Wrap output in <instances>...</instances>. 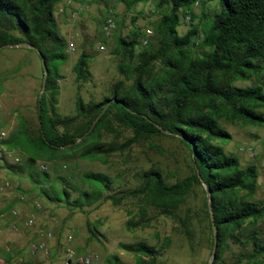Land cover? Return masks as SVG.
Masks as SVG:
<instances>
[{
	"label": "trees",
	"instance_id": "16d2710c",
	"mask_svg": "<svg viewBox=\"0 0 264 264\" xmlns=\"http://www.w3.org/2000/svg\"><path fill=\"white\" fill-rule=\"evenodd\" d=\"M61 1L0 0V48L27 45L40 51L46 65L44 70L42 64L45 89L37 97L38 128L32 130L22 122L19 132L5 140L10 149L11 145H23L29 157L24 165L6 161L3 167L15 174H27L38 184L39 193L51 201L83 209L101 199L104 189H111L112 179L105 173L86 172L84 179L99 188L80 191L72 199L69 191L62 189V200L41 185L34 155L79 146L81 157L107 162L109 155L123 152L141 139L175 137L189 151L191 175L170 184L159 170L151 168L142 172L139 187L105 197L119 205L126 198L139 196L145 201L143 214L152 206L174 217L186 196L200 186L212 245L210 264H229L224 253L232 245L239 250L231 264H264V236L257 227L264 216V200H253L257 167L242 166L239 158L219 143L231 139L220 123L222 118L264 126V0H157L160 18L152 25L154 40L150 38L137 51L146 32L136 24L127 35L117 36L119 72L128 77L119 79L112 94L99 102H85L77 94L74 116H63L56 108L57 79L62 77L60 67L68 60L66 40L55 15ZM119 1L132 8L146 0ZM209 3H215L214 11L208 8ZM196 4L202 6L199 15L194 13ZM187 16H191V26L179 34ZM132 21L136 22L134 18ZM90 55L83 51L73 66L79 85L91 78ZM255 75L260 84L235 85ZM111 121L132 130L130 144L90 141L98 129L108 130ZM134 222L129 220L127 227ZM186 234L190 235L187 229ZM170 244V238L165 237L160 246L139 241L121 243L120 248L136 255L135 264H157ZM105 264L124 263L111 255Z\"/></svg>",
	"mask_w": 264,
	"mask_h": 264
},
{
	"label": "rangeland",
	"instance_id": "374dc122",
	"mask_svg": "<svg viewBox=\"0 0 264 264\" xmlns=\"http://www.w3.org/2000/svg\"><path fill=\"white\" fill-rule=\"evenodd\" d=\"M65 1L58 3L55 10L68 54V60L60 67L62 77L57 79L59 93L56 108L63 116H74L77 94L85 102H99L112 94V87L119 79L128 77L129 74L122 75L119 72L121 57L115 52L118 34L127 35L134 24L144 32L147 28L153 29L152 25L160 15L156 8L157 0H146L132 8H127L119 0H93L79 10V16L73 20L59 10ZM75 1L76 5L81 3V0ZM208 8L214 11L215 3H209ZM201 10V4L194 7L196 15ZM106 11L113 13L117 27L114 34L105 39L100 26ZM133 18L136 22L132 21ZM190 23L191 16L183 18L178 28L179 34H185ZM151 38L154 40L155 33ZM71 42L74 43V50L70 48ZM102 45L104 49H101ZM143 46L140 44L137 51L142 50ZM193 49L197 50V47ZM83 51L91 54V78L79 85L73 66ZM42 77V62L38 52L24 44L0 48V128H6L8 138L19 132L22 122L32 130L38 128L37 97L42 90ZM131 80L128 78L126 81L130 83ZM258 81L255 75L249 80L236 81L235 85L247 87L260 84ZM220 123L230 132L231 139L219 143L227 153L237 156L242 166L256 165L258 186L253 200H264V126L244 124L242 121L230 122L225 118ZM109 125L111 127L108 130L98 129L90 141L112 145L131 143V129L116 121H111ZM247 148L251 153L246 151ZM11 149L20 158L19 163L15 164L24 165L29 157L24 146L11 145ZM81 151V147L76 146L55 153L36 154L34 157L35 171L41 174V185L51 196L57 195L62 200V189H67L72 199L80 191L92 192L99 188L84 179L86 172L105 173L112 179L111 189H104L101 199L83 209L51 201L39 193L38 184L32 183L27 174H15L0 167V211L4 214L9 212L12 217L10 220L6 219V215L0 218V257L6 260L5 264H66L68 247L77 253L71 264H81L77 257L86 255L88 251L99 255V259L92 264H105L111 255H117L121 263L135 264L136 255L120 248L121 243L145 241L160 246L165 237L170 238L171 244L159 257L157 264H206L211 261L212 245L204 211L205 194L200 186H195L186 196L174 217L161 214L152 206H148L146 214H143L145 201L139 196L126 198L119 205L105 197L139 187L142 172L151 168L159 170L170 184L191 175L189 151L177 138L153 136L141 139L131 143L127 150L109 155L107 162L83 158L80 156ZM6 182L10 185L6 186ZM21 195H25L27 200L21 201ZM36 201L40 202V206L35 204ZM13 208H18L17 215L12 214ZM129 220L135 221L131 228L127 227ZM137 222L140 225H135ZM5 225L9 226L3 227ZM257 227L264 236V216ZM40 228L56 233L54 238L47 241L54 255L49 262L45 260V254L30 257L26 261L23 255L35 243ZM186 229L190 232L189 236ZM238 250L239 247L232 245L224 253L227 263L234 261Z\"/></svg>",
	"mask_w": 264,
	"mask_h": 264
},
{
	"label": "built area",
	"instance_id": "2783aa9c",
	"mask_svg": "<svg viewBox=\"0 0 264 264\" xmlns=\"http://www.w3.org/2000/svg\"><path fill=\"white\" fill-rule=\"evenodd\" d=\"M90 1L93 0H86L85 5L88 4ZM77 5L75 0H66L65 3L61 4L59 10L67 18L74 20L79 16L78 11L80 10V8H78ZM116 27H117V22L113 13L111 11H106L100 26V32L102 36L105 39L111 37L114 34ZM145 32H146L145 38H143L142 40L143 45L148 44L152 34L154 33V29L147 28ZM70 48L71 50L75 49L74 43L72 42L70 43ZM104 48L105 46L102 45L101 49ZM0 121H1V117H0ZM7 138H8V131L6 130V128L4 127L0 128V167L1 168H4L3 166L5 165L6 161L15 164V163H19L18 161L20 160V158L16 155L14 150L10 149L6 144L5 140ZM246 151L250 152L251 150L247 148ZM43 168L45 169L46 166L44 165ZM5 185L9 186L10 183L6 182ZM20 200L25 201L27 200V198L25 195H21ZM35 204L37 206H40V202L38 201H36ZM11 212L13 215H17L18 208H13ZM26 225L29 226L31 225V223H27ZM55 235H56L55 232L49 231L48 229L45 228H40L38 230V235L36 237L35 243L30 247V250H28L23 255V259L27 261L30 257H37L41 254H45V259H47L46 261L49 262L50 258L53 255V252L50 251L47 245V241L49 239L54 238ZM66 253L68 255L66 264H71L77 253L70 247L66 249ZM77 259H78L77 261L80 262L81 264H92L94 261L99 259V255L96 252L88 251L86 255L78 256ZM0 263L5 264L6 260L0 257ZM10 264H14V263L11 262Z\"/></svg>",
	"mask_w": 264,
	"mask_h": 264
},
{
	"label": "crops",
	"instance_id": "0c3cea01",
	"mask_svg": "<svg viewBox=\"0 0 264 264\" xmlns=\"http://www.w3.org/2000/svg\"><path fill=\"white\" fill-rule=\"evenodd\" d=\"M85 3H86V0H81V3L79 2L78 3V5H77V7L78 8H80V10L81 9H83V8H85V7H87V4L85 5ZM4 215H6V219H11L12 217H11V215H9V212H6L5 214L4 213H1V211H0V218L1 217H4ZM2 220V223H4V221H3V219H1ZM5 220V219H4ZM6 224V223H5ZM9 224V223H8ZM0 226H2V224L0 223ZM6 226H9V225H5V226H3V227H6ZM53 255H54V253H53ZM45 260H47V259H45Z\"/></svg>",
	"mask_w": 264,
	"mask_h": 264
},
{
	"label": "water",
	"instance_id": "95a60500",
	"mask_svg": "<svg viewBox=\"0 0 264 264\" xmlns=\"http://www.w3.org/2000/svg\"><path fill=\"white\" fill-rule=\"evenodd\" d=\"M20 45H21V44L19 43V44L14 45V46H20ZM37 52H38V54L40 55V57H41V59H42V64H43L44 70H46L45 59H44V57L41 55L40 51L37 50ZM44 89H45V80L43 81L42 90H41L40 95L42 94V92L44 91ZM215 251H216V244L214 245V249H213L212 254H214ZM209 264H210V262H209Z\"/></svg>",
	"mask_w": 264,
	"mask_h": 264
}]
</instances>
